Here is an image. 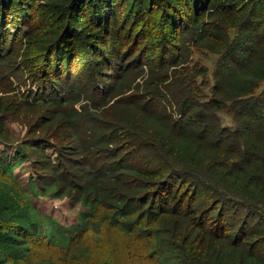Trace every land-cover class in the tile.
Wrapping results in <instances>:
<instances>
[{"label": "trees", "instance_id": "16d2710c", "mask_svg": "<svg viewBox=\"0 0 264 264\" xmlns=\"http://www.w3.org/2000/svg\"><path fill=\"white\" fill-rule=\"evenodd\" d=\"M262 86L264 0H0V264H264Z\"/></svg>", "mask_w": 264, "mask_h": 264}, {"label": "rangeland", "instance_id": "374dc122", "mask_svg": "<svg viewBox=\"0 0 264 264\" xmlns=\"http://www.w3.org/2000/svg\"><path fill=\"white\" fill-rule=\"evenodd\" d=\"M206 64H209V62L205 61ZM263 87V86H262ZM264 88V87H263ZM220 119L225 126H231V121L229 118H227L225 115H221ZM3 130H10L11 136L14 141H21L24 137V129L18 125L12 123V122H4L2 124ZM3 149H6V146L3 147ZM28 170L22 169L18 172V180L22 183H24L25 179L27 178ZM66 200L65 197H58V198H48L42 199H33V205L36 209H38L42 214L47 215L52 218L59 219V221L63 224H70L72 223L77 214V209L70 208L69 205L64 204V201ZM94 249V248H93ZM130 264H144L143 260L133 261Z\"/></svg>", "mask_w": 264, "mask_h": 264}]
</instances>
